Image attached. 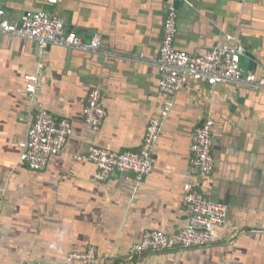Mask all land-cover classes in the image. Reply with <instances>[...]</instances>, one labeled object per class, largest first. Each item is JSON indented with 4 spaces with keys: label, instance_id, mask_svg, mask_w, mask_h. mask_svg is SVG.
Returning <instances> with one entry per match:
<instances>
[{
    "label": "crops",
    "instance_id": "obj_1",
    "mask_svg": "<svg viewBox=\"0 0 264 264\" xmlns=\"http://www.w3.org/2000/svg\"><path fill=\"white\" fill-rule=\"evenodd\" d=\"M176 1L179 49L201 54L232 33L254 55V68L246 72L264 76V0L246 6L238 0ZM0 3L13 23L21 24L29 11H54L68 31L85 40L102 37L99 53L63 45L44 53L33 40L0 35V264H67L70 251L92 247L97 264H264V91L192 79L175 95L162 92L152 58L160 52L167 0ZM41 62L37 98L56 119L68 118L72 133L63 153L32 169L21 158V142L37 109L25 87ZM94 87L101 88L107 111L100 125L85 120ZM168 105L153 169L142 180L115 173L100 181L95 163L75 158L92 147L140 151L148 124ZM208 117L215 121V165L206 174L192 167L191 140ZM189 180L226 206L220 240L132 255L145 230L173 234L187 226Z\"/></svg>",
    "mask_w": 264,
    "mask_h": 264
},
{
    "label": "built area",
    "instance_id": "obj_2",
    "mask_svg": "<svg viewBox=\"0 0 264 264\" xmlns=\"http://www.w3.org/2000/svg\"><path fill=\"white\" fill-rule=\"evenodd\" d=\"M48 2L57 3L59 0ZM1 34H13L33 40L42 52L51 44L99 51L102 38L101 34L94 33L90 40H85L76 32L68 31L62 16L54 11H29L21 24L13 23L0 3ZM177 35L178 10L169 0L160 52L152 58L159 71V88L162 92L175 95L192 79H205L211 85L242 83L252 89L264 88V76L257 77L254 72H246L243 68L241 57L245 53V47L233 40V37L222 46H216L201 54H193L176 46ZM138 58L145 59V55L141 54ZM44 68L45 64L41 62L34 73L26 76L25 91L37 112L25 140L21 142V158L32 169L45 168L52 156L63 153L72 133L71 121L68 118L56 119L37 98V92L44 82ZM169 114L170 105L163 109L160 116L150 121L140 151L120 152L92 147L88 153L75 155V158L95 163L96 178L100 181H107L115 173H133L137 180H142L153 169L154 147L163 122ZM106 115L107 111L102 104V90L100 87H94L89 93L85 107V120L89 125H100ZM214 125L213 118L208 117L196 128L192 136L191 164L201 173H209L215 165ZM184 201L190 208L187 226L173 234L161 229L145 230L141 240L132 246V255L214 244L220 240L218 227L225 222L226 206L206 198L192 180L184 185ZM98 260L97 249L92 247L70 251L66 255L65 263L97 264Z\"/></svg>",
    "mask_w": 264,
    "mask_h": 264
},
{
    "label": "water",
    "instance_id": "obj_3",
    "mask_svg": "<svg viewBox=\"0 0 264 264\" xmlns=\"http://www.w3.org/2000/svg\"><path fill=\"white\" fill-rule=\"evenodd\" d=\"M168 1L169 0H167V5H168ZM172 2H173V4L176 6V8H177V1L176 0H171ZM239 1V0H238ZM242 5H244V6H246V4L249 2V0H245V1H239ZM178 31H179V29H178ZM77 33V32H76ZM236 41H238V42H242L241 40H240V38H238V37H236L235 35H233L232 33H229ZM90 40V39H89ZM225 43V41L224 42H222V43H219V44H217L216 46H222L223 44ZM52 46H54L53 44H51V45H49L46 49H45V51H44V53L45 52H47V50L50 48V47H52ZM215 46V47H216ZM68 48H70V49H74V50H80V51H86V52H91V53H99V51H91V50H82V49H77V48H74V47H69V46H67ZM245 47V46H244ZM255 59H254V55L252 54V53H250V51L249 50H247V48H245V53L242 55V57H241V62H242V65L244 66L243 68L245 69V70H248V69H251V68H254V65H255V61H254ZM243 63H246V65H244ZM251 72H253V71H251ZM256 75V74H255ZM257 77H262V76H258V75H256ZM245 87H248L250 90H255V91H264V88H258V89H252V88H250L249 86H246V85H244ZM214 147H215V143H214V130H213V149H214Z\"/></svg>",
    "mask_w": 264,
    "mask_h": 264
}]
</instances>
